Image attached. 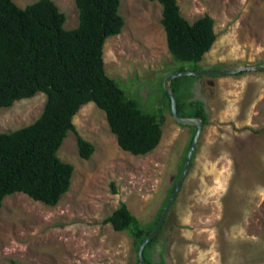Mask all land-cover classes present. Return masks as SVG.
Segmentation results:
<instances>
[{
    "label": "rangeland",
    "instance_id": "1",
    "mask_svg": "<svg viewBox=\"0 0 264 264\" xmlns=\"http://www.w3.org/2000/svg\"><path fill=\"white\" fill-rule=\"evenodd\" d=\"M24 8L37 0H11ZM78 25L74 0H52ZM189 23L208 15L216 39L197 63L174 60L160 23L162 7L120 0L123 28L105 40V74L144 112L164 119L157 147L145 156L122 151L95 104L73 117L75 131L94 146L88 160L67 136L58 158L73 167L69 190L55 207L17 193L0 208V264H138L134 239L104 224L122 202L142 224L151 222L175 183L195 127L176 123L164 89L181 71H218L264 63V0H176ZM182 76L170 83L177 114L207 122L163 227L150 247L164 264H264V71ZM42 92L0 108V133L33 123ZM182 163V164H181Z\"/></svg>",
    "mask_w": 264,
    "mask_h": 264
},
{
    "label": "trees",
    "instance_id": "2",
    "mask_svg": "<svg viewBox=\"0 0 264 264\" xmlns=\"http://www.w3.org/2000/svg\"><path fill=\"white\" fill-rule=\"evenodd\" d=\"M147 1L162 7L160 23L171 57L199 63L216 39L213 19L204 15L189 23L182 17L176 0ZM74 2L78 25L66 30L65 14L52 0H37L24 8L11 0H0V108H9L39 92L46 95L43 110L33 123L0 133V208L7 196L17 193L49 207L59 203L69 190L73 173V167L57 156L67 133H74L82 160H88L94 152V146L78 135L72 123L75 114L88 103L104 112L122 151L145 156L161 140L163 117L138 108L104 72V42L119 35L123 28L120 0ZM175 101L178 107L176 97ZM193 117L203 126L207 122L203 107ZM193 137L194 132L187 151ZM184 162L185 159L178 177ZM175 183L148 224L142 225L122 202L103 223L110 224L115 232H127L137 251L156 226ZM156 237L143 251L146 264H164L162 259L152 262L148 256Z\"/></svg>",
    "mask_w": 264,
    "mask_h": 264
},
{
    "label": "water",
    "instance_id": "3",
    "mask_svg": "<svg viewBox=\"0 0 264 264\" xmlns=\"http://www.w3.org/2000/svg\"><path fill=\"white\" fill-rule=\"evenodd\" d=\"M248 71H264V63H261L259 65L256 66H243V67H238L235 69H230V70H218V71H213V72H208V71H181V72H177V73H173L170 74L169 76L166 77L165 81H164V89L166 94L169 97L170 100V111H171V115L174 119V121L180 125H188V126H195L196 127V132L194 134V137L192 139V143L187 151L186 154V158H185V162H184V166H183V170L180 174V176L178 177L174 189L166 203V205L164 206L160 217L158 219V222L156 224V226L154 227L153 231L143 240V242L139 245L138 249H137V263L138 264H146L143 258V251L145 249V247L158 235L160 229L163 226V223L165 221V218L167 216V213L169 211V209L171 208L177 193L180 189V185L181 182L183 180V178L186 176L191 162H192V155L194 153V150L198 144L200 135H201V131L203 128L202 122L199 119L196 118H181L178 116L177 114V109H176V101H175V97L174 94L170 88V83L173 79L178 78V77H182V76H225V75H234V74H238L241 72H248Z\"/></svg>",
    "mask_w": 264,
    "mask_h": 264
}]
</instances>
